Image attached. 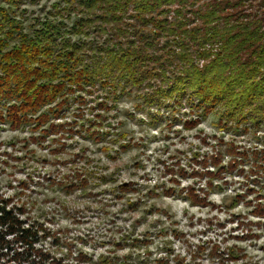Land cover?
<instances>
[{
    "label": "rangeland",
    "instance_id": "1",
    "mask_svg": "<svg viewBox=\"0 0 264 264\" xmlns=\"http://www.w3.org/2000/svg\"><path fill=\"white\" fill-rule=\"evenodd\" d=\"M24 2L29 28L61 0ZM263 2L247 0L231 14L264 18ZM86 98L74 101V120L54 121L67 125L52 136L0 121V197L43 229L44 248L72 264H231L212 255L217 245L216 253L243 256L234 264H264V219L255 213L264 207V172L230 156L205 161L223 143L250 151L251 134L220 131L217 113L198 116L188 102L175 110L128 97L90 112L102 99ZM95 113L103 129H88Z\"/></svg>",
    "mask_w": 264,
    "mask_h": 264
},
{
    "label": "trees",
    "instance_id": "2",
    "mask_svg": "<svg viewBox=\"0 0 264 264\" xmlns=\"http://www.w3.org/2000/svg\"><path fill=\"white\" fill-rule=\"evenodd\" d=\"M200 1L61 0L26 28L24 0H0V121L13 129L36 124L52 136L67 125L54 121L65 113L74 120L76 99L100 96L90 112L128 97L175 110L188 102L198 116L217 113L220 131L254 140L241 154L223 143L205 161L230 156L264 172V18L231 14L247 0H214L204 10ZM81 10L95 13L82 17ZM104 119L95 113L88 129H103ZM255 213L264 219V207ZM43 232L0 197V264H72L44 248ZM219 250L210 248L231 264L243 259Z\"/></svg>",
    "mask_w": 264,
    "mask_h": 264
}]
</instances>
